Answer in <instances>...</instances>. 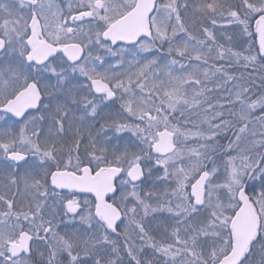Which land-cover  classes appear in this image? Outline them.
<instances>
[{
	"label": "snow or ice",
	"instance_id": "1",
	"mask_svg": "<svg viewBox=\"0 0 264 264\" xmlns=\"http://www.w3.org/2000/svg\"><path fill=\"white\" fill-rule=\"evenodd\" d=\"M0 264H264V0H0Z\"/></svg>",
	"mask_w": 264,
	"mask_h": 264
}]
</instances>
